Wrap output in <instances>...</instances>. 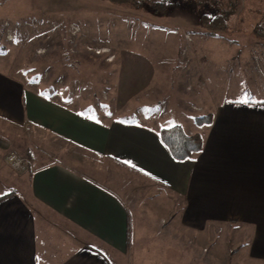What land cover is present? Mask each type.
Segmentation results:
<instances>
[{
  "label": "crops",
  "instance_id": "obj_1",
  "mask_svg": "<svg viewBox=\"0 0 264 264\" xmlns=\"http://www.w3.org/2000/svg\"><path fill=\"white\" fill-rule=\"evenodd\" d=\"M251 78L261 96L205 105L202 149L181 161L160 128L97 121L0 70V151L13 140L9 128H32L61 145L51 161L26 149L34 167L24 173H5L0 152V197L14 191L0 199V264L141 263L131 224L140 206L127 198L156 192L173 198L156 208L171 218L165 237L190 242L187 258L174 263L212 264L213 245L216 264H264V79Z\"/></svg>",
  "mask_w": 264,
  "mask_h": 264
},
{
  "label": "rangeland",
  "instance_id": "obj_2",
  "mask_svg": "<svg viewBox=\"0 0 264 264\" xmlns=\"http://www.w3.org/2000/svg\"><path fill=\"white\" fill-rule=\"evenodd\" d=\"M172 3L165 12H153L107 0H0V70L97 121L160 129L178 124L184 131L193 128L190 135L201 134L196 118L205 105L261 96L251 77L264 79V42L252 29L264 20V0ZM230 9L225 31L212 36L202 30L201 14ZM3 131L13 138L5 153L0 151L4 157L10 150L27 156L29 148L35 158H59L61 145L50 135L32 128ZM4 163V172H12ZM166 195L148 194L152 198L143 196L139 202L128 195V202L136 201L133 208L141 207L132 211L131 224L141 238L136 250L142 258L132 264H188L173 260L189 255L186 236L173 245L164 235L173 233L171 218L157 213L173 199ZM214 247L212 264L219 258Z\"/></svg>",
  "mask_w": 264,
  "mask_h": 264
},
{
  "label": "trees",
  "instance_id": "obj_3",
  "mask_svg": "<svg viewBox=\"0 0 264 264\" xmlns=\"http://www.w3.org/2000/svg\"><path fill=\"white\" fill-rule=\"evenodd\" d=\"M116 5H127L135 10H150L153 12H165L173 5L172 0H107ZM233 13L232 9L215 12L212 14L205 13L199 17V24L207 34L216 36L227 28V21ZM264 18V15H263ZM252 33L264 42V20L258 21ZM3 51V49H0ZM0 51V52H1ZM204 116L196 118L197 123L204 124ZM208 120V119H207ZM159 138L171 156L177 160L193 159L197 155L203 145V138L200 133L188 134L180 125L176 124L159 131ZM28 157V156H27ZM14 191L11 190L7 194L0 197L8 196Z\"/></svg>",
  "mask_w": 264,
  "mask_h": 264
},
{
  "label": "built area",
  "instance_id": "obj_4",
  "mask_svg": "<svg viewBox=\"0 0 264 264\" xmlns=\"http://www.w3.org/2000/svg\"><path fill=\"white\" fill-rule=\"evenodd\" d=\"M260 72L264 76V66L260 69ZM4 162L15 172H27L31 168L30 159L15 150L7 152L4 157Z\"/></svg>",
  "mask_w": 264,
  "mask_h": 264
},
{
  "label": "bare ground",
  "instance_id": "obj_5",
  "mask_svg": "<svg viewBox=\"0 0 264 264\" xmlns=\"http://www.w3.org/2000/svg\"><path fill=\"white\" fill-rule=\"evenodd\" d=\"M102 51H107L106 49H103Z\"/></svg>",
  "mask_w": 264,
  "mask_h": 264
}]
</instances>
